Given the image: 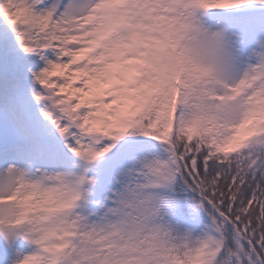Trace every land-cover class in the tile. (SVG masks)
I'll list each match as a JSON object with an SVG mask.
<instances>
[{
	"label": "snow or ice",
	"instance_id": "snow-or-ice-1",
	"mask_svg": "<svg viewBox=\"0 0 264 264\" xmlns=\"http://www.w3.org/2000/svg\"><path fill=\"white\" fill-rule=\"evenodd\" d=\"M0 264H264V0H0Z\"/></svg>",
	"mask_w": 264,
	"mask_h": 264
}]
</instances>
